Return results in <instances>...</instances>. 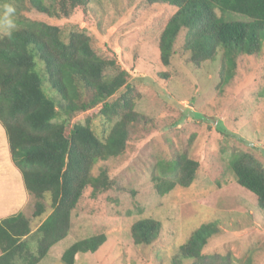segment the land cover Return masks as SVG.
Wrapping results in <instances>:
<instances>
[{"label":"trees","instance_id":"1","mask_svg":"<svg viewBox=\"0 0 264 264\" xmlns=\"http://www.w3.org/2000/svg\"><path fill=\"white\" fill-rule=\"evenodd\" d=\"M92 1L0 0L2 20L15 26L0 32V125L12 162L27 193L36 200L32 218L19 213L0 221V264H39L67 238L85 190L91 188L95 198L115 185L107 168L100 167L97 176L93 170L125 152L129 126L139 118L128 73L106 76L115 62L101 58L86 33H67L63 28L66 23L92 24ZM144 1L176 8L159 39L165 67L170 65L177 39L185 33L182 48L196 67L214 62L220 54L218 87L223 89L234 79L239 57L263 51L264 0ZM9 6L14 11L4 15ZM217 11L242 15L247 21L227 20ZM123 88L126 92L110 102ZM93 110L90 119H99L105 126L100 136L89 118L86 124L72 122L76 115ZM199 166L187 153L162 163L153 178L157 193L164 196L177 187L189 188ZM229 166L237 184L252 193L264 210V165L252 154L234 151ZM46 201L51 213L34 230L32 219L47 213ZM161 230V222L152 218L136 222L131 229L134 244L150 246ZM217 233L214 224L202 225L179 252L190 264H235L230 255L202 253ZM106 241L104 234L80 240L63 253L62 262L75 264L77 255L94 254Z\"/></svg>","mask_w":264,"mask_h":264},{"label":"rangeland","instance_id":"2","mask_svg":"<svg viewBox=\"0 0 264 264\" xmlns=\"http://www.w3.org/2000/svg\"><path fill=\"white\" fill-rule=\"evenodd\" d=\"M89 10L92 24L66 23L63 28L86 33L93 50L115 62L106 76L128 73L139 118L129 126L125 152L93 170L97 176L100 167L107 168L113 188L95 198L91 188L85 190L69 235L39 264H64L61 258L70 246L101 234L106 243L94 254L77 255L75 264H190L180 247L211 223L218 233L204 247V255H230L235 264H264V210L237 184L229 166L234 151L252 154L264 165V48L260 55L239 57L234 79L220 89V54L196 67L182 48L185 33L175 43L170 65H162L159 39L176 8L144 0H93ZM217 14L247 21L234 13ZM14 28L0 13V32ZM125 92L121 89L110 102ZM93 112L80 113L72 122L86 124ZM90 120L100 136L105 126L99 119ZM183 153L200 164L195 181L189 188L159 195L153 178L160 165ZM35 203L28 194L21 213L32 218ZM46 207L44 216L32 219L34 230L51 213L49 201ZM146 218L161 222V233L150 246L135 245L132 226Z\"/></svg>","mask_w":264,"mask_h":264},{"label":"crops","instance_id":"3","mask_svg":"<svg viewBox=\"0 0 264 264\" xmlns=\"http://www.w3.org/2000/svg\"><path fill=\"white\" fill-rule=\"evenodd\" d=\"M1 130L0 201L2 200L4 204H0V221L21 213L28 198L22 175L12 162L5 131L3 128Z\"/></svg>","mask_w":264,"mask_h":264},{"label":"clouds","instance_id":"4","mask_svg":"<svg viewBox=\"0 0 264 264\" xmlns=\"http://www.w3.org/2000/svg\"><path fill=\"white\" fill-rule=\"evenodd\" d=\"M14 11V9L12 7H7L6 9V14H11Z\"/></svg>","mask_w":264,"mask_h":264}]
</instances>
